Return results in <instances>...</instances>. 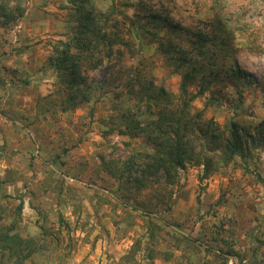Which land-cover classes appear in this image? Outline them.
Returning <instances> with one entry per match:
<instances>
[{
	"label": "rangeland",
	"instance_id": "1",
	"mask_svg": "<svg viewBox=\"0 0 264 264\" xmlns=\"http://www.w3.org/2000/svg\"><path fill=\"white\" fill-rule=\"evenodd\" d=\"M70 2L21 0L15 24L0 19V221L16 220V232L39 246L23 264H264V0H88L117 43L95 67H83L90 101L61 111L48 60L75 35ZM140 6L141 15L158 14L179 30L135 37L130 23ZM195 33L215 36L205 59L191 53ZM168 40L177 51L157 49ZM193 64L187 111L218 138L210 144L197 135L206 152L213 149L206 173L188 163L173 185L135 196L154 210L147 222L130 210L133 201L118 204L123 190H134L117 189L110 168L149 154L150 145L119 134L116 118L136 111L150 120L137 93L148 81L170 96L161 106L180 107ZM230 122L245 130L248 155L225 162Z\"/></svg>",
	"mask_w": 264,
	"mask_h": 264
},
{
	"label": "trees",
	"instance_id": "2",
	"mask_svg": "<svg viewBox=\"0 0 264 264\" xmlns=\"http://www.w3.org/2000/svg\"><path fill=\"white\" fill-rule=\"evenodd\" d=\"M87 3L88 0H71L70 4L76 15L77 29L75 35L66 42L57 43L53 47V56L48 60V65L57 74V93L61 96V111L73 110L90 101L92 97L91 86L83 75V67H95L99 56H109L112 45L117 43L116 36L108 35L102 30V22L97 20L92 10L86 7ZM130 6L129 2L123 4L125 8ZM140 7L133 15L130 23L135 37L138 38V34L141 33L156 37L161 28L169 29L171 32L179 30L178 26H172L169 21L158 14L144 12L141 15L143 6ZM23 12L21 0H0L2 26L15 24L22 17ZM114 12L115 8L112 6L110 13ZM141 20L142 23L139 22ZM194 37L191 53L197 58L205 59L206 44L214 43L215 36L207 37L195 33ZM158 48L164 53L177 51L174 44L169 40L168 43L159 42ZM197 69L193 64L191 70L185 73L182 78L180 107L168 110L167 107L161 106L163 101H171L170 96L163 87H155L151 81H148L140 84L137 93L140 101L145 99V115L150 120L138 119L137 117L143 114H138L136 111L122 114L116 118L119 126H124V129L118 130L119 134L127 135L130 138L142 136L150 145L149 154L139 152L124 159L118 168H110L117 189L120 187L130 189L132 187L134 190L133 193L123 190L118 198L121 203L118 204L123 202V207L128 208L127 205L133 201L135 205L130 210L133 212L140 211L139 216L146 218L147 222L150 221L149 218H152L150 215L154 210L149 208L151 204L147 201L140 202L137 200L135 198L137 194L148 186L159 182H162L164 187L173 185L177 178V169H183L188 163L203 166L205 173L208 171L206 154L213 149H210L208 145L209 149L206 152L205 146L197 142V135L209 136L210 144L215 143L218 136L215 134V129L203 130L197 124L196 120L200 118V115L189 116L187 107L191 99L186 100V90L184 89V82L190 75H195ZM234 70L237 71L236 68ZM155 108L157 109L156 113L154 112ZM227 128L225 146L220 152L222 159L228 162L235 156L240 159L247 157L248 148L243 144L244 139L247 138L245 130L235 122H230ZM136 160L138 163L135 162ZM20 209L18 206L17 216ZM15 221L10 224L0 221V264H2V258H7L9 261L15 259L14 264H23L25 261H30L31 257L39 252L40 248L34 244L32 238H23L16 232ZM123 259L129 263L128 256Z\"/></svg>",
	"mask_w": 264,
	"mask_h": 264
}]
</instances>
